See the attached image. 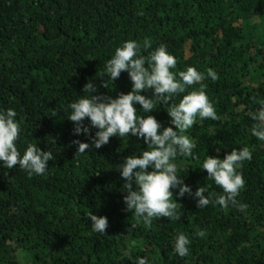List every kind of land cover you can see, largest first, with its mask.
Segmentation results:
<instances>
[{
    "label": "trees",
    "instance_id": "trees-1",
    "mask_svg": "<svg viewBox=\"0 0 264 264\" xmlns=\"http://www.w3.org/2000/svg\"><path fill=\"white\" fill-rule=\"evenodd\" d=\"M257 15L264 20V0H0V108H13L22 122L18 150L32 143L54 155L43 175L0 166V264H131L125 251L151 264H264V141L251 135L248 115L264 100V22H254ZM145 38L152 47L141 54L164 44L177 60L173 71L217 73L201 83L218 119L197 120L186 133L193 156L176 163L193 192L223 194L200 169L203 160L249 147L236 204L200 209L174 192L181 218L149 226L125 210L118 171L126 157L147 150L143 139L113 136L76 156L73 141H91L73 134L67 105L89 80L98 95L131 91L127 72L103 87V65L125 41L142 45ZM157 109L148 115L170 126L166 106ZM89 213L107 217L106 235L91 230ZM179 233L191 241L185 257L173 251Z\"/></svg>",
    "mask_w": 264,
    "mask_h": 264
},
{
    "label": "clouds",
    "instance_id": "clouds-1",
    "mask_svg": "<svg viewBox=\"0 0 264 264\" xmlns=\"http://www.w3.org/2000/svg\"><path fill=\"white\" fill-rule=\"evenodd\" d=\"M254 22H264L259 15L253 17ZM152 47L150 38H145L141 45L136 40L125 41L115 49L114 55L103 65L108 79L103 87L117 80L122 72H127L132 82L131 91L119 93L115 98L109 95H98V89L89 80L83 88L84 95L78 96L67 105L66 119L73 123V134L84 135L91 143L74 140L77 145L76 156L84 154L90 148L100 149L107 145L110 138L129 136L143 139L147 150L139 155L126 157L118 166L121 178L125 181L123 197L125 210L141 218L151 226L153 219L168 218L179 220L178 203L173 198H183L187 194L196 200L197 207L204 208L209 204L228 208L236 204V197L244 187L245 180L238 171L243 163L252 159L249 147L233 148L224 158L207 156L200 167L206 170L207 180L222 188L223 194L207 193L206 187H198L195 192L185 184L178 175L177 157H192L196 147L187 131L197 120H217L218 116L213 103L209 100L201 82L206 78L215 81L217 73L208 68L206 74L194 67L183 71H173L176 68V58L161 44L147 55L141 54V49L147 51ZM200 85L199 89L190 86ZM152 91L151 96L142 93ZM178 98V102L177 101ZM260 107L248 115L255 123L251 135L264 141V100L259 101ZM134 105L140 106V112ZM166 106L170 118V126L164 127L155 116L148 115L158 111L157 106ZM89 122L85 124V120ZM22 122L17 119L13 108H0V166L6 169L19 167L29 176L43 175L49 168V161L54 160L53 152L42 151L36 144L29 143L26 149L18 150L17 142L22 133ZM97 129L94 135L91 130ZM53 143H55L53 141ZM151 169V170H149ZM241 207H246L241 205ZM91 230L97 234L106 235L109 226L107 217L88 214ZM199 235L203 236L201 231ZM191 241L184 233L174 238L173 251L179 257L189 253ZM131 264H151L147 255L132 257L128 251L123 253Z\"/></svg>",
    "mask_w": 264,
    "mask_h": 264
}]
</instances>
